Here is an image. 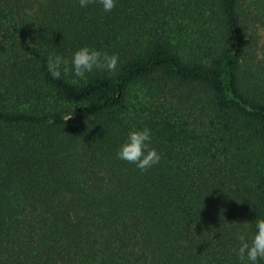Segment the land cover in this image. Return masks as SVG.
Wrapping results in <instances>:
<instances>
[{
  "label": "trees",
  "instance_id": "obj_1",
  "mask_svg": "<svg viewBox=\"0 0 264 264\" xmlns=\"http://www.w3.org/2000/svg\"><path fill=\"white\" fill-rule=\"evenodd\" d=\"M238 3L0 0V264H248L264 48L241 76ZM248 6L264 29V0ZM85 46L118 56L116 73L50 75L49 55ZM145 127L161 160L142 172L117 153Z\"/></svg>",
  "mask_w": 264,
  "mask_h": 264
},
{
  "label": "clouds",
  "instance_id": "obj_2",
  "mask_svg": "<svg viewBox=\"0 0 264 264\" xmlns=\"http://www.w3.org/2000/svg\"><path fill=\"white\" fill-rule=\"evenodd\" d=\"M94 0H79V5L87 7ZM105 12H111L116 7V0H99ZM118 68V56L109 55L88 47H82L77 50L71 58V61L61 55L52 54L47 58V70L50 75L56 79L61 76H73V83L81 80L87 82V74L94 70L107 71L115 74ZM72 115L67 116L65 121L70 119ZM151 132L147 127L139 130H132L128 134L127 141L124 142L117 156L119 159L134 164L142 172H146L161 160V155L155 148L150 147ZM257 231L251 237L245 234H239L237 240L239 247L237 256L240 261L245 260L248 264H258V261L264 260V218L255 221Z\"/></svg>",
  "mask_w": 264,
  "mask_h": 264
},
{
  "label": "rangeland",
  "instance_id": "obj_3",
  "mask_svg": "<svg viewBox=\"0 0 264 264\" xmlns=\"http://www.w3.org/2000/svg\"><path fill=\"white\" fill-rule=\"evenodd\" d=\"M249 0H239L238 11L241 16V29L243 37L252 43L251 47H248L245 51L244 61L242 63L243 70L241 71V76L246 75L248 72V52L251 57V63L255 62L262 56V51L264 48V29L261 25L253 23L249 18L248 14L250 6H248ZM250 64V63H249Z\"/></svg>",
  "mask_w": 264,
  "mask_h": 264
}]
</instances>
